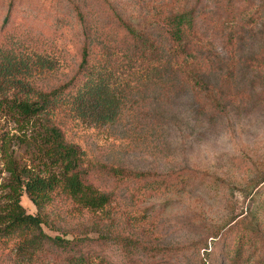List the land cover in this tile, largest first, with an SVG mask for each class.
<instances>
[{
	"label": "rangeland",
	"instance_id": "374dc122",
	"mask_svg": "<svg viewBox=\"0 0 264 264\" xmlns=\"http://www.w3.org/2000/svg\"><path fill=\"white\" fill-rule=\"evenodd\" d=\"M73 1L88 26L106 27L102 39L124 44L122 32L113 28L119 17L148 26L151 40L167 48L159 38L163 32L159 12L165 6V13L174 0ZM180 1L187 8L197 2ZM252 1L262 5L257 4L256 25L233 34L223 25V0L196 4L200 12L197 28L203 35L200 51L220 64H210L217 69L209 83L220 108L200 103L189 89L166 78L162 85L136 81L124 95L121 118L112 126L80 122L65 111L57 116L56 124L63 126L67 138L94 162L150 175L144 181L130 182L128 188L122 185L112 206L113 226L132 246L126 249L124 243L107 237V243L94 247L110 264H230L226 244L232 236L219 240L210 236L222 234L234 217L246 212L251 203L246 194L255 179L253 164L264 167V67H255L264 57V0ZM64 12V0H0V47L9 49L16 40L29 54H40L55 65L54 72H33L27 79L32 89H56L77 72L83 46L81 24L74 14ZM114 55L120 58L118 53ZM2 86V95L17 92ZM3 106L0 126L14 134L17 123L8 119ZM12 151L19 164L36 165L32 148L14 144ZM6 176L0 174V183ZM153 179H169L172 184L182 181L184 185L165 193L136 191L142 182ZM20 201L27 214H36L25 195ZM49 209L58 217L42 226L47 235L96 238L86 235L89 221L76 216L64 199ZM134 216H143V220L133 226L130 219L134 222ZM13 247L14 239L0 238V264H15ZM49 259L50 264H65L57 256Z\"/></svg>",
	"mask_w": 264,
	"mask_h": 264
},
{
	"label": "trees",
	"instance_id": "16d2710c",
	"mask_svg": "<svg viewBox=\"0 0 264 264\" xmlns=\"http://www.w3.org/2000/svg\"><path fill=\"white\" fill-rule=\"evenodd\" d=\"M64 3V14L78 18L83 37L77 72L65 84L50 91L30 88L27 79L36 70L54 72L53 61L40 54H29L16 40L11 41L14 43L9 49L0 47V107L4 105L2 111L17 123L14 134L0 126V174L7 175L0 183V238L14 239L15 264H50L52 256L65 264H110L94 247L107 243V237L124 243L126 249L132 246L130 240L121 239V230L113 226L116 218L112 206L118 201L122 185L128 188L130 182L144 181L150 175L88 158L67 138L63 126L56 124L59 114L68 112L74 120L96 127L112 126L121 118L124 95L136 81L162 85L166 78L189 89L200 103L220 108L209 86L213 70L217 69L210 64L215 63V67L220 64L200 51L203 35L197 28L200 12L196 4L187 8L174 0L165 13H162L165 6L161 7L159 29L164 34L159 38L167 44L164 48L151 40L148 26L119 17L113 28L122 32L124 44L102 39L104 25L88 26L73 0ZM257 4L262 6L252 0H223L226 16L223 25L231 34L240 32L244 26L254 27L259 14ZM262 59L255 64L256 68L264 67ZM2 85L17 92L2 95ZM135 88L138 90L139 85ZM14 144L32 148L36 165L28 168L19 164L12 151ZM253 165L255 179L246 194L251 202L246 212L234 217L222 234L215 232L210 236L217 240L232 236L226 244L230 264H264V167ZM157 179L142 182L136 191L165 193L181 183L184 185L182 181L172 184L169 179ZM23 195L36 208L35 215L27 214L21 206ZM58 199H64L76 216L89 221L86 235L94 234L96 238L51 237L42 230V226L57 219L58 214L49 208ZM141 220L143 216H134L130 224L134 226ZM204 249H208L206 245Z\"/></svg>",
	"mask_w": 264,
	"mask_h": 264
}]
</instances>
